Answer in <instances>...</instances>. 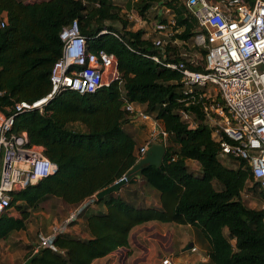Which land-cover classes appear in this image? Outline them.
I'll use <instances>...</instances> for the list:
<instances>
[{"label":"trees","instance_id":"16d2710c","mask_svg":"<svg viewBox=\"0 0 264 264\" xmlns=\"http://www.w3.org/2000/svg\"><path fill=\"white\" fill-rule=\"evenodd\" d=\"M135 1L131 10L146 22L151 9H170L179 29L173 40L184 44L195 35L197 23L181 1ZM245 1L251 5L255 0ZM2 21L0 111L14 116L11 132H25L29 143L42 146L57 169L12 195L10 208L0 217V241L24 231L32 210L45 200L78 207L137 164L139 146L124 128L133 120L124 110L129 102L161 121L168 133L162 165L145 168L140 178L129 182L140 180L155 190L159 205H146L137 190L95 199L68 226L82 220L86 237L66 230L55 237L53 249L34 245L24 263L34 256L31 264H91L127 249L133 228L159 222L190 226L196 246L207 252L205 264H264V209H249L241 197L245 190H259L264 200V190L247 161L220 157L221 140L212 137L203 111L207 101L199 99L202 92L196 91L194 98L183 95L181 74L150 59L158 51L143 29L134 31L108 0H0ZM74 21L89 52L104 50L115 56L117 79L94 93L64 90L42 112L15 113V103L32 104L49 93V75L62 53L60 32ZM115 23L121 24L119 29ZM197 50L205 56L203 49ZM179 51L178 46H167V61H183L203 71L204 62L191 67ZM182 112L191 117L193 127L182 119ZM188 161L196 162L199 171L190 170ZM178 256L172 257L173 263L191 264Z\"/></svg>","mask_w":264,"mask_h":264},{"label":"built area","instance_id":"2783aa9c","mask_svg":"<svg viewBox=\"0 0 264 264\" xmlns=\"http://www.w3.org/2000/svg\"><path fill=\"white\" fill-rule=\"evenodd\" d=\"M113 2L115 0H108ZM197 23L193 41L203 49V71L189 68L183 62L167 61V46H179L173 40L179 32L170 9L163 7L167 18L157 19L145 38H151L158 51L150 59L165 69L182 76L183 95L206 100L203 111L212 137L221 140L222 159L239 158L248 162L253 179L264 190V0L249 5L245 0H179ZM128 22L140 30L145 21L134 11L125 12ZM5 21L0 23L4 26ZM144 30V29H143ZM61 57L54 63L50 75V91L32 104L19 102L15 113L43 107L64 90L80 95L94 93L108 87L117 79V60L104 50L91 53L86 38L79 32L76 21L60 32ZM191 67L198 64L189 61ZM108 77V81L106 78ZM211 90L214 93H211ZM188 97V98H189ZM124 110L133 118L148 124L145 140L137 151V163L154 144L166 149L168 133L161 121L146 114L142 107L126 102ZM181 117L190 123L191 117L182 112ZM13 115L0 111V217L10 208L12 195L29 185L53 175L56 165L44 154L40 145L29 143L25 132L12 133ZM95 197L81 204L77 211L47 237H41L39 247L53 249L58 234L68 230L71 222ZM264 209V206H263ZM192 253L197 250L190 249ZM161 264H171L164 259Z\"/></svg>","mask_w":264,"mask_h":264},{"label":"rangeland","instance_id":"374dc122","mask_svg":"<svg viewBox=\"0 0 264 264\" xmlns=\"http://www.w3.org/2000/svg\"><path fill=\"white\" fill-rule=\"evenodd\" d=\"M135 2V0L113 1V3L120 8L121 14L123 16L125 15V12L132 11L131 9L134 10L133 6L135 5ZM163 10L164 9L162 7L157 6L149 11L148 16L150 15L151 20H147V22L144 20L145 23H143V26L141 28L144 29L145 33L151 31L152 24L155 23L154 21H156V18L161 20L167 18V14L164 15ZM171 15L172 13L170 14V16ZM153 16L155 17V19L153 18ZM113 26L119 29L121 24L115 23ZM133 29H135V26H133ZM178 43H180L178 49L180 50L179 52L181 57L185 58L187 61H194L198 65L203 64L204 57L197 50L193 38L190 40V42L183 44V42L178 41ZM106 81H108V77L106 78ZM211 93L213 94L214 91L211 90ZM139 123H141L142 127L148 126L147 123L137 122L125 125L124 128L127 132H130L134 128H138L137 124ZM223 163L225 166L230 165V162L228 161H223ZM192 164L196 165V167L199 166L197 163H190V170L195 169V167H192ZM241 197L242 201L249 209H263L264 200L259 196V190H257L255 194L249 193L247 192V190H245L242 192ZM60 204L61 202L57 199H49L45 200L43 203H40L36 210H32L31 216L24 231L13 232L7 239L0 241V264H23L25 261V256L27 255V253H30L33 250L32 247H34V245L40 243L41 237H47L50 233H52V231H54V228H60L61 226L58 224L64 217L63 212L60 210L62 206ZM183 232L184 230L179 231V237L175 236L174 240H172L173 238L169 235V233H166V236H161L152 228H146L141 232L136 231L132 236L134 248L131 252H128V250H122L120 253L115 254L116 256H113L109 259H97L96 263L161 264V261H163L164 258L167 257L170 259L174 251H177L176 249L173 250V246H171V244L174 241L185 238L182 235ZM154 242L156 244L159 243V245H156L155 248L157 252L156 255L158 257L154 258L155 262H152L151 258H147L149 254H147V252L141 253V250L146 251V249L150 248L149 243L153 244ZM129 249L131 250V248ZM177 253L178 251L174 254V257L177 256ZM131 255L133 256L132 258ZM134 256H139V258H135ZM147 260L149 261L147 262Z\"/></svg>","mask_w":264,"mask_h":264},{"label":"crops","instance_id":"0c3cea01","mask_svg":"<svg viewBox=\"0 0 264 264\" xmlns=\"http://www.w3.org/2000/svg\"><path fill=\"white\" fill-rule=\"evenodd\" d=\"M155 20H157V18ZM137 122H141V121L138 119H133L131 123H137ZM137 126H138V128H134L129 133L134 137V139L137 142V145L141 146L145 140V137L147 135L149 128H148V126L142 127L141 123L137 124ZM190 163H196V162L188 161L187 165L190 166ZM192 167H195V169L194 170L192 169V171H199V166L196 167V165L192 164ZM136 190L138 191L139 199H140V194H141V198L144 199V203L146 205H153V206L159 205L158 193L153 189H148L147 187L142 186V183L140 180L135 182L134 185H130L129 183H127L126 185L121 187V189L119 190V193L122 195L125 191H136ZM58 201H60V200H58ZM60 205H62L60 210L63 212L64 217H63V219H61V221L59 222L58 225L63 224L69 218L70 215H72L73 213H75L77 211V209L79 207V206L78 207H70V206L63 204L62 202ZM93 209L104 211V208L100 207V206H93ZM146 228H152L153 230L157 231L158 234L161 236H166V233H169V235L172 236V238H173L172 240H174L175 236H178L179 231L184 230L182 235L185 238H181L177 241H174L171 244V246H173V250L176 249L178 251L177 255H179L178 256L179 260H187V261L190 260L191 264H205L207 262V252H206V250H203L201 248L199 249L196 246L195 238H194L195 234L193 232V229L190 226H188V225L183 226V225H177V224H163V223H158V222H149V223H145L143 225H139V226L133 228L130 232V235H129V247L127 249H119L115 253L110 254L109 256H107L105 258L109 259L113 256H116L115 254L120 253L122 250H128V252H131L132 249L134 248V245L132 242L133 233H135L136 231L141 232L142 230H144ZM82 230H83L82 220H77L74 225H72L68 228V231L70 233L80 234L82 237H86V235L82 233ZM160 233H162V234H160ZM149 244H150V248L146 249V251L141 250V253L147 252V254H149V256L147 258H151V261L155 262L154 258L158 257L156 255L157 252H156L155 248H156V245H159V243L156 244L154 242L153 244H151V243H149ZM188 246L195 247L197 251L195 253H191L190 250L183 252V249H185ZM129 248H131V250ZM177 251H174V253L171 255V257H170L171 262H172V257H174V254ZM132 257L133 256L131 255V258ZM135 258H139V256H137ZM166 258H164V259H166ZM167 259H169V258H167ZM132 260H134V259H132ZM148 261L149 260H147V262ZM96 262H97V260L93 261L91 264H99ZM172 264H178V263L172 262Z\"/></svg>","mask_w":264,"mask_h":264},{"label":"water","instance_id":"95a60500","mask_svg":"<svg viewBox=\"0 0 264 264\" xmlns=\"http://www.w3.org/2000/svg\"><path fill=\"white\" fill-rule=\"evenodd\" d=\"M166 154V149L163 145L154 144L152 145L144 155V157L135 164L119 181L115 182L113 185L109 186L108 188L98 192L94 197L97 201L103 199L105 196L111 193H117L127 183H129L133 178H140L143 170L147 167H154L159 168L162 165L163 158ZM15 192L14 194H17ZM191 246L186 247L183 249V252L190 250ZM31 257L23 264H31L32 259Z\"/></svg>","mask_w":264,"mask_h":264}]
</instances>
